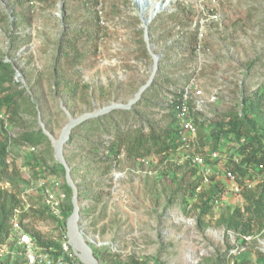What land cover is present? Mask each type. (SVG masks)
<instances>
[{
    "label": "rangeland",
    "instance_id": "374dc122",
    "mask_svg": "<svg viewBox=\"0 0 264 264\" xmlns=\"http://www.w3.org/2000/svg\"><path fill=\"white\" fill-rule=\"evenodd\" d=\"M148 44L160 56L154 77L133 0H0V57L13 68L4 76L22 91L23 103L18 118L0 106V145L7 144L10 171L18 170L0 187L18 189L19 206L27 199L21 215L27 233L58 245L68 239L71 214L54 217L36 185L43 178L62 195L63 211L73 207L65 169L48 137L34 146L18 142L19 134L41 129L42 122L58 139L69 116L126 104L146 85L151 90L131 107L135 115L122 113L131 108L114 109L87 119L63 147L78 191V224L93 252L105 258L99 264H264V176L250 170L237 193L227 171L240 161L239 143L210 137L222 115L240 112L243 99L254 94L263 97L256 117L264 131V0H176L151 22ZM192 80L203 98L198 108L191 100L197 132L190 148L144 159L117 151L115 124L122 130L143 125L146 134L148 123L168 128L174 121L169 92ZM156 87L162 91L151 97ZM207 143L216 144L217 159L204 151ZM195 156L208 159L210 175L191 176ZM197 180L200 188L188 191ZM200 191H215L221 200L202 217Z\"/></svg>",
    "mask_w": 264,
    "mask_h": 264
},
{
    "label": "trees",
    "instance_id": "16d2710c",
    "mask_svg": "<svg viewBox=\"0 0 264 264\" xmlns=\"http://www.w3.org/2000/svg\"><path fill=\"white\" fill-rule=\"evenodd\" d=\"M9 71L13 72L11 64L5 62L4 59L0 57V106L6 107V109L9 110L14 117L18 118L23 106L20 99L22 91L18 90L17 87H14L16 86V83L12 82L11 78L4 76V74H9ZM6 84H10V86L7 87ZM182 87L178 90L173 89V91L169 92V94L178 96ZM13 90H15L14 92L16 93H10ZM149 90H151V87L144 90L145 95L148 94ZM161 91V87L154 88V90L151 91L153 94L151 97L159 96ZM262 99L263 97L260 94H254L251 97L248 96L244 98L241 111L230 112L222 115L221 121L214 123V131H212L210 136L216 137L215 143L218 142L221 135H227L239 143L237 151L240 161L238 163L232 162L233 167L231 168L235 172V178L240 185L244 184V176L249 173L250 170H254L264 176V131L258 127V119L256 117V112ZM23 101L28 103L29 106L32 104L28 98H24ZM122 113H124L125 116L128 114L135 115V109L131 108L129 111H122ZM0 121L2 122L1 126L4 127V119H0ZM147 126L149 131L146 134L143 132V125H139L136 128L122 130L121 127L115 124L114 133L117 151L119 152L123 150L128 157L144 159L150 157L151 155H167L172 150L178 149L180 145L177 141L178 130L175 119L168 128H157L155 125L149 123ZM241 140L243 141L241 142ZM17 141L23 144L38 146L47 142L48 139L41 129H34L20 133ZM6 145V143L0 145V182L4 180L13 181V179L18 175V170L13 169L10 171L9 166L6 164ZM214 146H216V144ZM214 146H210L207 143L204 151L208 153L213 150ZM56 164L58 166H62L58 162H56ZM190 173L195 179L199 176L197 167L192 166ZM65 188L68 193H71L69 185L65 184ZM198 188H200V182L197 180L189 184L187 190H191L192 193H195ZM18 194V189L16 188L12 189L11 193H9L0 187V241H4L9 235L10 223H8V220H10L14 209L19 206ZM197 196L202 203V217V215L204 216L208 214L212 201L217 198V196H215V191H211L209 193L206 191H200ZM261 198L264 199L263 196H261ZM63 206L66 216L72 213L73 207L71 204ZM260 207H263V205L261 204ZM40 215L44 216V211H41ZM32 237L40 246H58V244L43 241L40 233H35ZM94 255L97 259H105L101 256V254L98 255L96 252Z\"/></svg>",
    "mask_w": 264,
    "mask_h": 264
},
{
    "label": "built area",
    "instance_id": "2783aa9c",
    "mask_svg": "<svg viewBox=\"0 0 264 264\" xmlns=\"http://www.w3.org/2000/svg\"><path fill=\"white\" fill-rule=\"evenodd\" d=\"M198 38L200 42L196 47V52L200 53L203 50L201 45L202 33L199 34ZM170 97L174 119L177 124V141L179 142V147L188 149L197 132V126L192 118L191 100L194 99V105L198 108L202 103L203 90L192 80L181 88L178 96L171 95ZM217 97L218 92H214L209 100L215 101ZM0 118H4L3 113H0ZM242 141L243 140H241V142ZM208 156L210 159L214 160L220 155L217 151H211ZM190 161L191 166L197 167L198 173L202 174L204 177L212 173V166L207 162L204 156L192 157ZM7 162L10 163V159H8ZM227 176L234 181V190L237 193L240 192L242 185L237 182L235 172L230 169L227 171ZM36 185L43 190L45 204L52 215L63 221L66 215L62 208V195L46 187L43 178L38 179ZM248 186L250 185L248 184ZM220 203V198L217 197L213 199V208H217ZM26 205L27 199L24 198L22 206L20 205L15 208L10 217L9 235L4 241H0V264H86L73 250L69 239L60 242L58 246L44 247L38 245L33 237L25 231L21 223L22 208H25ZM245 239L248 240L249 238L245 237ZM237 250H239V246H236L232 251L235 252Z\"/></svg>",
    "mask_w": 264,
    "mask_h": 264
},
{
    "label": "water",
    "instance_id": "95a60500",
    "mask_svg": "<svg viewBox=\"0 0 264 264\" xmlns=\"http://www.w3.org/2000/svg\"><path fill=\"white\" fill-rule=\"evenodd\" d=\"M133 1L139 11V16H140V19L142 21V25L144 28V39L147 43V48L153 58L154 63H153L152 77H154L157 74V71L159 70V57L160 56L153 54L152 48L148 44L149 26L160 12L167 9L169 5L175 2L176 0H159L157 2L155 11L153 13H150L149 17L145 16V8L151 3L152 0H133ZM145 88H146V85L142 86L138 90V92L135 94V96L126 104L114 103L112 105L95 110L91 113H85L77 118H72L71 116H69V122L66 124V126L64 127L62 131V134L57 140H55V138H53V136L47 131L44 124L40 122V126H41L43 133L52 142V145L55 151L56 161L60 163L65 169L66 181L72 190L73 210H72L70 217L67 220V227H68L67 234H68V239H69V242L73 250L78 254L79 258L86 264H99V262L97 258L95 257L94 252L91 249L89 243L87 242L81 227L78 224L79 217H80V214H79L80 207L78 205V193H77V188L71 178V168L69 167L63 155L64 144L69 139V136L73 128L79 125L80 123H82L83 121L87 119L99 117L103 114L111 112L114 109H130L141 98V95L144 92ZM66 113L69 115L68 112Z\"/></svg>",
    "mask_w": 264,
    "mask_h": 264
},
{
    "label": "bare ground",
    "instance_id": "6f19581e",
    "mask_svg": "<svg viewBox=\"0 0 264 264\" xmlns=\"http://www.w3.org/2000/svg\"><path fill=\"white\" fill-rule=\"evenodd\" d=\"M156 6H157V1H152L146 8H145V14L146 13H153L156 9ZM146 16V15H145ZM147 17V16H146ZM149 17V16H148ZM57 140V139H55Z\"/></svg>",
    "mask_w": 264,
    "mask_h": 264
}]
</instances>
